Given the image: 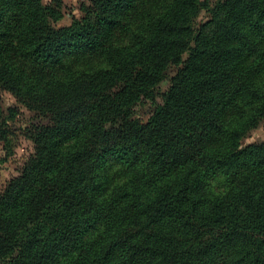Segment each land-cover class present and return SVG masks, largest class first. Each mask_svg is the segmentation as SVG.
Listing matches in <instances>:
<instances>
[{"label":"trees","instance_id":"16d2710c","mask_svg":"<svg viewBox=\"0 0 264 264\" xmlns=\"http://www.w3.org/2000/svg\"><path fill=\"white\" fill-rule=\"evenodd\" d=\"M62 8L0 0V91L47 119L0 189V264H264V141L241 143L264 118V0ZM17 114L0 100L7 154Z\"/></svg>","mask_w":264,"mask_h":264},{"label":"rangeland","instance_id":"374dc122","mask_svg":"<svg viewBox=\"0 0 264 264\" xmlns=\"http://www.w3.org/2000/svg\"><path fill=\"white\" fill-rule=\"evenodd\" d=\"M50 0H44L49 2ZM62 2L63 16L55 25L62 26L71 23L73 17H80L82 15L81 4L88 0H60ZM209 18V13L202 11L195 20L194 25L198 26L201 22L206 21ZM175 67H170L167 70L166 79L159 85V90L163 91L168 84L169 76L175 72ZM0 100L3 108L7 110L8 107H16L17 116L13 121V128L15 130V138H13L11 146L12 152L7 154V149L4 148V144L0 141V189L4 186L5 182L13 175L17 174L22 163L26 159L31 143L24 135V129L32 124L44 123L47 119L36 114L19 104L15 98L8 92L0 91ZM160 101V98H158ZM153 104L149 101L138 103L135 106V115L140 118H147L151 112ZM264 141V118L262 121L253 128L245 137L242 138L241 143L243 145Z\"/></svg>","mask_w":264,"mask_h":264}]
</instances>
